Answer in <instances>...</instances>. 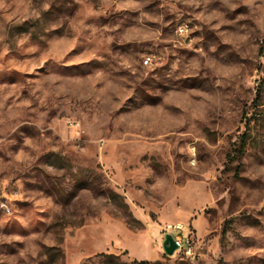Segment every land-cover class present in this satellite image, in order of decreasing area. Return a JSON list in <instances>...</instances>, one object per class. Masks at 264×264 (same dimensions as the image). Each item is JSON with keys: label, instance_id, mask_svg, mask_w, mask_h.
Instances as JSON below:
<instances>
[{"label": "rangeland", "instance_id": "1", "mask_svg": "<svg viewBox=\"0 0 264 264\" xmlns=\"http://www.w3.org/2000/svg\"><path fill=\"white\" fill-rule=\"evenodd\" d=\"M142 263L264 264V0H0V264Z\"/></svg>", "mask_w": 264, "mask_h": 264}, {"label": "built area", "instance_id": "2", "mask_svg": "<svg viewBox=\"0 0 264 264\" xmlns=\"http://www.w3.org/2000/svg\"><path fill=\"white\" fill-rule=\"evenodd\" d=\"M179 30L183 32L185 30L184 26H181ZM144 63L145 64L151 63V57H147L146 59H144ZM2 205L6 209H8L5 203H2ZM171 230L175 232L174 234L173 233L172 234L174 235V238L178 243V248L176 252H180L186 256H194L195 252L193 249V245L189 236L185 234V227L179 223L175 225H169L164 229L163 234L165 235V233H168Z\"/></svg>", "mask_w": 264, "mask_h": 264}, {"label": "water", "instance_id": "3", "mask_svg": "<svg viewBox=\"0 0 264 264\" xmlns=\"http://www.w3.org/2000/svg\"><path fill=\"white\" fill-rule=\"evenodd\" d=\"M162 247L167 255H173L176 252L178 243L172 233H165L162 241Z\"/></svg>", "mask_w": 264, "mask_h": 264}, {"label": "trees", "instance_id": "4", "mask_svg": "<svg viewBox=\"0 0 264 264\" xmlns=\"http://www.w3.org/2000/svg\"><path fill=\"white\" fill-rule=\"evenodd\" d=\"M143 264V263H142ZM145 264H147V263H145Z\"/></svg>", "mask_w": 264, "mask_h": 264}]
</instances>
